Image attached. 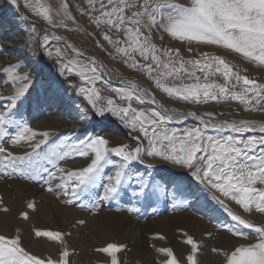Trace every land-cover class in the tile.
I'll list each match as a JSON object with an SVG mask.
<instances>
[{"label":"snow or ice","instance_id":"6c2138e0","mask_svg":"<svg viewBox=\"0 0 264 264\" xmlns=\"http://www.w3.org/2000/svg\"><path fill=\"white\" fill-rule=\"evenodd\" d=\"M10 2L18 5V0ZM23 6L53 29L84 31L89 37L99 34L104 43L97 39L95 46L132 72L142 74L150 86L121 80L123 86L107 89L112 95L105 96L107 82H101L107 74L106 66L98 64L94 57L79 59L83 53L66 41L63 50L48 48L50 40L63 38L54 32L46 33L40 47L54 61L59 74L79 78L80 83L72 87L90 106L81 109L82 117L110 115L137 133V144L110 146V141L99 135L75 142L70 136L57 140L56 134L37 131L17 119L20 106L42 77L35 67L29 72L20 71L22 62L17 61L0 67V87L12 89L9 95H0V102L7 101L0 103V179L15 175L27 181H43L49 193L69 197L66 204L86 194L96 202L91 208L87 204H81V208L96 212L103 202L118 200L125 194L149 206L168 195L174 201L182 197L183 185L170 181L169 192L168 183L133 167L143 164L151 169L157 162L170 165L186 172L230 217L231 223L224 229L236 242L228 249H212L223 256L222 264H264V222L256 223L245 215L264 216V120H221L218 117L227 113L168 107L157 102L152 90L154 87L188 106L236 102L240 106L237 115L264 113V82L242 75L223 55L200 50L215 46L264 68V0H81L75 9L77 15L69 0H60L55 8L44 0H24ZM78 17L87 27L81 25ZM89 27L93 31H88ZM28 31L36 34V23ZM157 34L161 41L167 36L183 43L189 55L186 57L180 48L157 44ZM69 50L75 55L69 57ZM50 90L51 85L43 97L37 92V102L61 98L59 90L49 96ZM190 119L196 123L188 125ZM6 144L26 146L27 150L16 153ZM73 156L86 158L84 166H62L66 158ZM97 189H102V194ZM226 201L234 202L243 214L233 211ZM27 207L35 210L34 203ZM127 211L139 209L132 207ZM20 215L29 219L27 212ZM246 229L254 235L250 236ZM34 234L58 242L55 257H42L26 249L17 229L11 236L0 234V264H69L70 252L63 233L35 230ZM182 235L183 242L190 246L186 264H198L200 244L191 235ZM124 247L107 243L96 251L110 258L106 264H120L117 253ZM157 251L167 257L160 264H180L171 248Z\"/></svg>","mask_w":264,"mask_h":264},{"label":"rangeland","instance_id":"374dc122","mask_svg":"<svg viewBox=\"0 0 264 264\" xmlns=\"http://www.w3.org/2000/svg\"><path fill=\"white\" fill-rule=\"evenodd\" d=\"M178 2L186 3V0H178ZM18 3L19 5H22L21 14H23V17L27 16L29 19V22H27L25 28L28 30L33 23H36L38 27L36 34H30V43L27 44L31 45L32 57L30 60L35 61L34 63H30L27 66L24 65L20 70L29 72L32 70V66L36 65L35 68L42 72V77L41 83L36 86V90L33 91L29 98L25 100L20 106L19 113L16 117L17 119L27 122L30 126L31 124L33 125L34 123H38L40 120L49 115L50 109H54L56 104H59L61 100L64 98L66 99V96L70 94L73 95L72 99L76 101L77 105L80 107V110L84 108H90V106L87 105V101L84 100L82 96L76 95L72 87L73 84L80 83L79 78H68L67 76H61L54 61L46 55L45 49L40 47V43L42 42L43 36L46 33L51 34L54 32L55 35L63 38L60 41L50 40L48 48L54 50L56 47H60L63 50L66 47V41L67 43L73 44L79 51L83 53V56L79 57V59L94 57L98 64H103L106 66L105 71L107 74L104 77V81L101 82V85H103L105 81L107 82L106 87L103 90V94L105 96L112 95V93L107 89L123 86L121 84V80H133L142 87L150 86V83L142 74L132 72L130 69H127L124 65H122L118 60H112L106 51L95 46V40L97 39H100L101 42L104 43L99 34L95 35L94 37H89L84 31L69 33L66 29H53L51 27H46V25H48L46 21L39 20L34 14H30L25 10L22 0H18ZM59 3L60 0H50V3L48 2L47 4H50L55 8ZM69 3L72 6L73 14L77 15L75 9L76 6L81 3V0H69ZM10 10L15 12V7L13 4L11 5ZM56 19L59 18L57 17ZM78 19L80 20L82 26L87 27V25L84 24L82 18L78 17ZM88 31H93V29L89 27ZM0 32H2L1 29ZM155 42L165 47L172 46L180 48L186 57L189 55V53L185 51L186 45L178 41H172L167 36H165L164 40L161 41L159 39V34H157ZM105 47L107 48L108 46L105 44ZM200 50L208 51L213 55L221 54L229 61V63L234 64L242 75H248L249 78L255 79L258 82H264V68L249 63L238 55L231 54L227 50L218 49L215 46L201 47ZM67 54L69 57L75 55L70 50ZM195 54L196 53L194 52L192 55ZM38 60L39 63H37ZM29 67L31 68L27 71L26 69ZM33 77H35V73H33ZM218 82L222 83V80H218ZM52 83L57 84V90H59V95L61 98L49 101L48 103L43 102L41 99V101L38 103L37 92H39L40 96L43 97L44 90L49 88V85ZM5 89L10 88L5 86ZM2 90L3 87H0V93ZM152 90L156 93L157 102L163 103L168 107H175L180 110L193 107L197 108V110L201 112L207 110L214 111L217 114L220 112L227 113L225 116L218 117L221 120H264V113L259 112L241 113L240 115H237V113H240V106L236 102L231 104H216L212 102L207 106H188L183 103L171 100L170 98L166 97L165 94L160 93L159 90H156L154 87ZM50 92L51 90L48 92L49 96L52 95ZM1 103H7V101ZM78 117L81 119V122L78 124L79 129L60 128L58 130L48 129L45 131L56 134L54 139L57 140L63 139L65 136H70L72 141L75 142L77 139L99 135L108 139L110 141V146L128 144L130 147H135L137 144V140L135 139L137 133H133L130 131V129L123 127L116 118L111 117L110 115L104 118L92 117V113L89 112V117L92 118L85 119L79 112ZM194 123L196 122L191 119L187 121L188 125H192ZM5 146L9 147L11 151L16 153L27 150L26 146L12 147L7 144ZM82 159L83 158L78 156L68 157L62 162V166L66 168L82 167L84 166L85 162H83V164L79 167L73 166L74 164L79 163ZM114 159H117L118 162V158ZM133 167L139 169L141 172H144L146 176H151L158 181L168 183L169 192L172 190V184L169 183L170 181H175L176 183L183 185L185 188L184 195L182 197L178 196L177 200L175 201L172 199L171 195H168L162 197L159 202L153 203L151 206H149L148 203L138 202L132 199L129 195L125 194L118 200L103 202L98 211L92 212L88 209L81 208L80 206L81 204H87L89 208H91L92 204L96 202L94 200H90L86 194H81V197L74 200L75 202L73 201V204H66L64 201L69 199V197L63 195L57 196L56 194L49 193L46 190L47 186L44 185L43 181H27L17 178L14 175L12 178L0 179V208L9 209L7 212L0 211V234L11 236L17 229H19L20 234L22 235L24 247L34 254L43 256L44 253L41 255L42 252L37 249V247L33 248L35 250H33L31 247L35 243L38 244L40 242H47L51 245L52 251L55 252L54 249H57L58 242L49 241L44 237H35V230L60 231L57 226L59 225V227L62 228V233L64 234V239L68 250L69 252L71 251L69 259L73 262V264H100V262L96 260L97 258L93 257L96 255V253L100 254L96 251V249L100 248V245L106 246V244L110 242H108L107 236L104 235L103 232L101 233L98 228H91L89 225V219L99 214L100 211H103L106 214H117L125 220V224H122L119 226V228L110 227V224H107L105 220L100 221L103 224L101 226H103L109 231V233L115 236L114 239L116 242L112 243H117L118 237L116 235L126 234L127 232V236H124L126 238H124L123 242L119 244L125 246L120 251V264H148V259L145 257V252L149 251L150 254H152L151 258L153 260V264H160V262L163 261V259H167V257L166 255L157 251L159 248L174 249L175 247L181 246L184 248L189 247L188 249L190 250V246L183 242L185 239V237L182 235L183 233L191 235L200 244V248L197 253V260H199L200 256L205 255L216 258L218 257L219 261L222 263L223 256L213 252L212 249H228L236 241H234L230 234H228L224 229V225L231 223L230 217H228L226 212H224V210L211 199L210 194L203 190L202 186L197 184L190 176L187 175L186 172L170 165L157 162L156 166L151 169H146L145 165L143 164H135ZM19 184L25 185L23 188H21L19 187ZM96 191L102 194V189H97ZM52 200L58 203L60 202V205L64 204L65 207H69V209H72L75 212L78 211L77 213L81 212L80 214H83V218L80 219L78 217H65L68 219V223L64 224L63 222H57V224H55V219L60 218L61 215L59 216V213L56 212L55 207L52 205ZM28 203H34L35 210L29 209L27 207ZM226 203H229V206L233 209V211L243 214L242 209L235 205L234 202L226 201ZM174 204H177L178 207H173ZM132 207L138 208L139 211H127L128 208ZM153 208H155V211H153ZM49 209L51 210V212H49L50 214L47 213L48 211H46ZM22 212H27L29 219L24 220L20 215ZM245 215L248 219H251L256 223L264 222V216H261L260 214L254 213L251 216H247V214ZM80 221H84V223H79ZM134 231L138 235L137 239H140V242L137 246L134 244V241L131 240V236L133 235ZM245 231H247L250 236L254 235L251 230L246 229ZM209 233H211V235H209ZM159 236H163L164 239H159ZM71 239L76 240L74 245L70 242ZM97 243H100V245L98 246ZM83 248L88 250L87 255L84 254ZM46 254V256H48V254L51 255L49 252ZM187 254L188 252L184 254L185 258ZM101 255L102 264H106V261H108L110 258L103 253H101ZM86 256L91 259V263L85 260L87 258ZM180 264H186V261H180Z\"/></svg>","mask_w":264,"mask_h":264},{"label":"bare ground","instance_id":"6f19581e","mask_svg":"<svg viewBox=\"0 0 264 264\" xmlns=\"http://www.w3.org/2000/svg\"><path fill=\"white\" fill-rule=\"evenodd\" d=\"M22 2H23V5H24V0H22ZM44 2H46V3L49 2L50 3V0H44ZM11 5H12V3L10 2V0H0V29L2 31V32H0V67L8 66L9 64L16 63L17 61L22 62V67H23L24 65L27 66L30 63H34V61H35V60H30L31 57H32V55H31V45L30 44L27 45L28 43H30L29 40H30V34L31 33L25 28V25H27V22H29V19H27V20L22 19V17H23V14H21L22 13V10H21V6L22 5H19V3H18V5H14L15 12L14 11L12 12L10 10ZM25 10L28 13L33 14L29 9L25 8ZM37 18L39 20H43L42 18H39V17H37ZM46 27H50V26L46 25ZM35 66L36 65H33L32 68H34ZM30 68L31 67L27 68L26 70L28 71ZM22 72H26V71H22ZM0 84H3L2 80H0ZM50 85H51L50 94H52L53 92H55L58 89V87H57L56 83H52ZM11 91H12L11 88L10 89H5V86H3V90H2V92L0 94L1 95H9L11 93ZM66 97L67 98L66 99L64 98L63 100H61V102L59 104H56L54 106V109H52V110L50 109L49 115L47 117L43 118L38 123H34L33 125L31 124V127L33 129L37 130V131H45V130H48V129L58 130L60 128H62V129H69V128H71V129H79L78 124L81 122V119L78 117V113L79 112L81 113L80 107L77 105L76 101H74L72 99L73 95L70 94V95H68ZM2 102H6V101H2ZM191 108H193V107H191ZM85 160H86V158H83L79 163H76L73 166L74 167H79V166H81L83 164V162H85ZM9 183H11V182H9ZM24 185L21 184L19 187L23 188ZM14 190H15V188H14ZM23 191H24V189H23ZM52 201H53L52 205L55 207L56 212L59 213V216L61 215L60 218L55 219V221H54L55 224H57V222H63L64 224L68 223V221H67L68 219H66L65 217H78L80 219L83 218V214L82 215L80 214L81 212L77 213L78 211L75 212L72 209H69V207H65L64 204L60 205L59 204L60 202L58 203V202H56L54 200H52ZM53 206H51V207H53ZM46 211H48L47 213L51 212L50 209L46 210ZM102 212L100 211L99 214H97L96 216L90 218L89 219V225L91 226V228L92 227L93 228H98V230H100L101 233L103 232V234L107 236L108 242H110V243L116 242L115 239H114L115 236L112 235L111 233H109V231L106 230L103 226H101L103 224L100 221H102V220L104 221L105 220L107 224H110V227H114V228L118 227L119 228V226H121L122 224H125V220L123 218H121L117 214H113V213H107L106 214L105 212H103V213ZM41 217H42V214H41ZM69 222H71V221H69ZM57 226H58V229L62 233V228L59 227V225H57ZM60 226H62V225H60ZM96 231H97V229H96ZM96 231H95V233H96ZM116 236L118 237L117 244H121L123 242L124 238H126L124 236H127V232H126V234L116 235ZM137 238H138V235L134 231L133 235L131 236V240L134 241V244L136 246L140 242V239H137ZM128 239H129V237H128ZM70 242L74 245L76 240L75 239H73V240L71 239ZM97 244H98V246L100 245V243H97ZM100 246L103 247V245H100ZM35 247H37V249H39L42 252L41 255H43V253H44V255L42 257L46 256L47 255L46 253H48V252L54 257V256H56L57 249H58V247H57V249H54L55 252H53L51 245L48 244L47 242H40L38 244L35 243L31 248L33 249ZM85 247H88V246H85ZM54 248H55V246H54ZM188 248H184V247L180 246V247H175L172 250H174L175 255L177 256V259L179 261H186L184 254H186L187 252L189 253L190 250ZM33 250H35V249H33ZM89 251H91V250H89ZM37 252H39V251H37ZM83 252L86 255L88 254V250L87 249H84ZM89 254H91V253H89ZM145 254H146L145 257L148 259L147 260L148 264H153V260L151 258L152 254H150V251L149 252H145ZM101 256H102L101 253L100 254L96 253V255L93 256V257H96L97 258L96 260H98V262H100V264H102ZM117 256H118V259L120 261V259H121L120 252L117 253ZM86 257L87 258L85 260L87 262L91 263V259L88 258V256H86ZM163 260H165V259H163ZM69 264H73V262L70 261V259H69ZM198 264H222V263H221V261H219L218 257L216 258V257H213V256L210 257V256L202 255V256L199 257Z\"/></svg>","mask_w":264,"mask_h":264}]
</instances>
